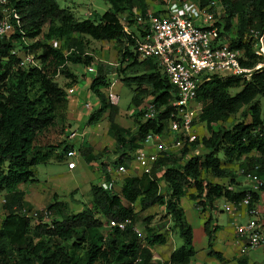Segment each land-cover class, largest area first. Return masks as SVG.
<instances>
[{"label":"trees","instance_id":"obj_1","mask_svg":"<svg viewBox=\"0 0 264 264\" xmlns=\"http://www.w3.org/2000/svg\"><path fill=\"white\" fill-rule=\"evenodd\" d=\"M6 1L20 24L8 38L0 39V193H3L0 264H156L151 261L150 248L165 245V235L152 231L145 217V234L141 242L132 231L139 214L152 207L163 209L181 240V245L171 251L165 262L189 264L196 252L192 247L191 227L180 207V199L186 190L190 191L187 198L192 207L208 212L202 224L206 256L223 262L221 255L212 250L218 227L211 223L210 212L219 199L237 203L248 194L250 203L257 200L258 192L248 188L234 189V174L228 167L242 159L237 164L239 171L264 178V137L259 135L264 127V110L256 100L264 99V68L253 72L248 80L211 76L198 85L195 99L201 109L191 125L204 123L208 137L185 139L178 155L162 154L151 166L149 174L124 177L117 193L113 190L116 176L111 178L103 172L102 183L89 186L88 206L68 214L65 203L53 199L42 209L48 213V218L42 220L38 213L37 223L33 225L31 218L22 213L23 210L30 211L25 209L24 193L16 188L19 184L36 182L35 167L48 163L52 149L37 147L36 141L44 132L57 126L56 112L67 101V95L56 85L54 78L58 75L66 80L72 78L67 64L94 68L88 89L98 105L88 115L86 125L97 124L105 115V133L113 141L117 155L112 162L115 168L128 167L132 153L142 148L146 135H159L163 139L167 134L173 135L167 132V123L174 114L170 103L175 100L176 93L154 59L137 60L133 52L130 36L139 31L135 14L143 16L147 12L143 0H136L138 11L134 15L132 0H106L108 9L104 13H94L83 20H76L67 8H60L54 0ZM191 1L204 6L210 0ZM215 1L224 13L220 35L225 37L230 48L243 51L241 65L251 68L261 60L253 54L251 44L262 37L264 48V0ZM124 11H127L124 19L127 28H131L129 35L118 19V14ZM232 22L233 36H229ZM244 35L247 41L242 43ZM83 38L113 42L121 61L128 62L120 83L130 91L128 108L133 110L136 121L133 130L115 122L117 107L108 105L99 93V88L108 87L111 78L105 79L107 68L99 62L92 65V57L84 51ZM23 40L31 42L24 45ZM55 42L60 46L52 45ZM13 49L34 55L38 67H19L18 57L11 54ZM69 50L72 52L64 55ZM236 88L239 90L235 94L228 93L229 89ZM147 99L156 113L152 119L142 121L138 108ZM242 108L247 109L248 123L238 122L226 129L211 130L212 125L224 122ZM174 136L181 138V135ZM67 143L64 142L58 156L63 158V154L72 149ZM196 147L206 152L186 157ZM77 152L88 165L92 160L91 148L80 146ZM248 161L252 167L246 170L244 163ZM202 173L225 180L226 185L210 183L201 177ZM110 181L111 188H103L102 185ZM159 183L164 185L163 193H160ZM101 219L108 225L113 224L104 238L97 234L102 226ZM117 224H124L123 230H119ZM236 264H245V261L241 258Z\"/></svg>","mask_w":264,"mask_h":264},{"label":"rangeland","instance_id":"obj_2","mask_svg":"<svg viewBox=\"0 0 264 264\" xmlns=\"http://www.w3.org/2000/svg\"><path fill=\"white\" fill-rule=\"evenodd\" d=\"M60 8H67L72 16L76 20H83L90 18L91 14L101 15L108 9L106 0H54ZM145 3V8L147 12L154 13L159 11L161 8L160 0H143ZM138 11V4L136 0H132V14L134 15ZM127 16V11L118 14V19L122 26L131 31V28H127V23L124 20ZM234 29V22L230 26V31ZM230 35L233 36L231 33ZM254 40V38H252ZM255 41V40H254ZM85 44V53L92 57V65L96 64L99 60L101 65L107 68L105 79L111 81L106 89H100L99 93L102 95L103 99L108 92L114 93L118 97L117 101V115L115 117V122L122 128L133 130L135 128V118L132 116L133 110L128 108V102L130 98V91L121 85L120 78L123 77V71L126 70L128 62H122L118 54V49L113 42H99L94 40H89L83 38ZM52 45L59 47L60 43L55 42ZM90 66V65H89ZM86 66L84 65H70L67 64L66 69L71 74L72 78L66 80L63 76H56L54 82L56 85L63 89V91L71 88L74 90L73 96L78 99L79 104L73 105V113L69 112L71 105L68 101L59 108L56 112L57 116V126L56 128L47 130L44 132L36 141V146L40 148L52 149L50 158L46 165H39L35 167V179L36 182L32 184H19L17 185V190L24 193L25 209L39 212L42 211L45 205L49 204L53 199L57 202L65 203V209L68 214H75L79 212L84 206H88L90 203L89 186L100 185L102 183V174L106 173V169L114 171L115 167L112 162L117 158L114 153L113 144L109 141L110 139L106 136V118L105 115L99 120L96 125L87 126L86 121L88 115L97 109L98 101L95 96L89 91L88 85L90 80L94 77V74H86ZM122 71V72H121ZM126 74V72H125ZM69 86L66 87L65 85ZM239 89H229L228 93L230 95L235 94ZM148 100V99H147ZM146 100V101H147ZM258 105L261 110H264V99L258 98ZM88 104L89 109H84L83 105ZM201 109V105L199 103ZM196 110V109H195ZM247 109L242 108L237 114L231 115L224 122H218L211 126V130L215 131L218 128L226 129L234 125L235 123L242 122L248 123L249 118L246 114ZM199 112L195 111L193 117L198 115ZM243 114H246L244 117ZM73 132L74 137L68 144H71L73 150L77 154V149L79 143L83 142L82 146L90 147L92 150L90 165L83 168V162L78 156L75 159V168L73 172H69L65 168V161L62 156H58L61 152L62 145L66 143V137L68 133ZM201 137H208L207 130L204 123H198L192 125L191 130L187 134L186 138L188 141L192 139H200ZM176 138L174 135L167 134L164 139ZM64 141V142H63ZM148 152L152 149H146ZM196 147L187 153L186 157L193 155H201L205 153ZM180 149L176 151L178 155ZM221 157V154H217ZM253 155H250L252 157ZM242 160V159H241ZM240 160V161H241ZM240 161L238 163H240ZM131 168L127 167V171L122 176H116L114 179V193H117L121 180L124 177L136 176L137 173L141 171L137 169L134 163L133 153H132ZM244 162V161H243ZM235 163L234 166L228 167L230 171L234 174L235 186L234 189H247L246 181L243 176L239 175V168ZM252 167V163H244V168L249 170ZM126 168V169H127ZM103 170V171H102ZM71 171V170H70ZM113 177V175H112ZM201 177L210 182L226 185L225 180H217L212 178L208 173H202ZM264 181V178H262ZM264 189V184L262 186ZM160 193H163V187L159 186ZM190 192L186 190L185 196L180 199V207L184 212L187 222L192 228L193 234V249L197 251L195 258L190 260L189 264H217L213 259L209 261L206 253H202L200 248L203 247L205 241H203L200 236L201 230L199 227L206 220L208 212H201L199 209H194L192 207V202L188 200L187 193ZM2 195L0 193V222L3 218V212L1 210ZM223 200L219 199L215 202V208L210 212L211 223L222 227H226L228 216L220 212ZM134 211H137V207L133 206ZM207 214V215H206ZM148 216V217H147ZM149 220L150 226H152V231L164 234L166 237V244L163 246H154L150 248L152 254H155L156 259L152 262L165 261V256L174 248H178L181 245V240L175 234L172 226L171 220L164 214L163 210H152L151 212L139 214L137 219L134 221L132 227L137 230L140 234L139 241L144 237V227L145 223L143 220ZM238 222H244L243 219H235ZM102 226L97 230L98 236L104 238L109 232L110 226L102 220ZM200 222V224H199ZM31 223L35 225V222L31 220ZM166 225L167 230L163 229ZM200 225V226H199ZM202 228V227H201ZM262 234L264 235V229H262ZM219 241L215 240L214 246L219 250ZM201 246V247H200ZM206 249V248H205ZM202 250V249H201ZM247 264H264V245L248 251L246 253ZM167 259V258H166Z\"/></svg>","mask_w":264,"mask_h":264},{"label":"built area","instance_id":"obj_3","mask_svg":"<svg viewBox=\"0 0 264 264\" xmlns=\"http://www.w3.org/2000/svg\"><path fill=\"white\" fill-rule=\"evenodd\" d=\"M162 1L161 8L157 12H146L143 16L135 14L134 21L139 31L134 35L135 37H130L133 39V52L137 60L154 59L161 74L175 90V100L170 103L174 114L168 120L167 132L176 136L181 135L182 139L177 137L166 140L159 135H146L142 148L133 152L135 166L143 174H149L151 166L162 154H176V151L183 146L186 139L183 137H186L192 128L193 113L195 111L200 113L199 103L195 99L198 85L206 82L211 76H233L248 80L253 72L264 68L262 37H258L251 44L253 54L261 60L251 68L241 65L244 61L243 51L230 48L225 37L220 35L224 13L215 0H210L204 6H199L191 0ZM6 4V0H0V39L8 38L14 27L19 28L20 24L17 14ZM124 32L129 35L125 28ZM231 33L232 30L229 36H232ZM246 37V35L242 37V43L247 41ZM30 42L23 40L24 45ZM71 52L72 50H69L64 55ZM11 54L18 57L19 67H38V62L32 54L15 49ZM85 71L90 74L94 72V68L87 66ZM65 94L67 98L70 97L73 89L68 88ZM105 101L110 106H116L118 97L108 92ZM83 108L89 109L88 104H84ZM138 111L142 113L140 117L142 121L152 119L156 113L150 99L145 101ZM259 132V135L264 137V127ZM73 137V132L68 133L66 141L69 143ZM148 148L152 151L148 152L146 150ZM76 158L77 154L72 149L63 154L67 170L75 168ZM125 173L126 170L122 166H117L114 171L106 169V174L111 178ZM239 175L243 176L250 185L251 192L260 191L264 184L262 177H257L253 173H244L240 170ZM102 186L110 189L111 181ZM220 212L226 214L232 221L233 243L237 247L238 258L264 244V235L259 227L258 210L254 203H250L248 194L237 203L223 201ZM22 213L35 223L38 213L42 220L48 218V213L45 211L23 210ZM237 218L245 220L241 223L235 220ZM109 226L113 224L110 223ZM116 226L119 230H123L124 224ZM132 231L137 237L140 236L137 230L132 229ZM156 264L168 263L160 261Z\"/></svg>","mask_w":264,"mask_h":264},{"label":"crops","instance_id":"obj_4","mask_svg":"<svg viewBox=\"0 0 264 264\" xmlns=\"http://www.w3.org/2000/svg\"><path fill=\"white\" fill-rule=\"evenodd\" d=\"M98 62H101V60H97ZM73 94H74V90H73ZM73 94L70 96V97H68L67 98V101L69 102V104L71 105V107L69 108V112L70 113H73V105H78L79 104V101H78V99L77 98H75L74 96H73ZM96 125V124H95ZM112 144H113V141L110 139L109 140ZM68 144V143H67ZM82 144H83V142H81V143H79V146H78V148L80 147V146H82ZM68 145H71V144H68ZM71 147H72V145H71ZM72 150H73V147H72ZM74 151V150H73ZM75 152V151H74ZM76 153V152H75ZM78 156L80 157V155H79V153L77 152V158H78ZM80 159H81V157H80ZM83 162V161H82ZM135 163V162H134ZM133 164V162H130L129 163V165H128V167L129 168H131V165ZM90 165V163L88 164V165H86L84 162H83V168L81 169V171L85 168V167H88ZM132 169V171L134 170V168H131ZM126 170V172L127 171H129L128 170V168L127 169H125ZM69 172H73L74 170H68ZM138 171H139V169H138ZM139 175V173H137L136 174V176H138ZM161 185V187H163V190H164V185L162 184V183H159L158 184V186H160ZM246 186H247V188L249 189V184L248 183H246ZM258 193H257V200L255 201V202H253L254 203V205L256 206V208H257V210H258V221H259V227H260V230L262 231V229H264V189L262 188L260 191H257ZM214 208H215V203H214ZM152 210H163L162 208H159V207H152V208H150V209H148V210H146L144 213H147V212H151ZM184 213V212H183ZM207 215V214H206ZM185 216V215H184ZM185 219H186V217H185ZM243 219V218H242ZM243 220H245V219H243ZM187 221V220H186ZM227 225H226V227H222V228H220L221 226H218V225H215V226H217L218 227V230H217V232L214 234V239H213V242H212V250L214 251V252H217V253H219L220 255H221V257H222V259H223V262H216L215 260V262L217 263V264H236V261L238 260V259H243L244 261H245V264H247V256H246V254L244 255V256H242L241 258H238L237 256H236V254H237V247H236V245L233 243V231H232V221L230 220V219H227ZM188 223V222H187ZM189 224V223H188ZM199 224H200V222H199ZM200 226V225H199ZM164 227H166V225L164 226ZM164 227H163V229H164ZM191 227V226H190ZM201 227H202V225H201ZM201 227H199V229L201 230V232H200V236L202 237V239H203V241H205V244L203 245V247H201L200 248V251L202 252V253H206V239H205V236H204V234H203V232H202V228ZM167 228V227H166ZM191 230H192V228H191ZM216 239H218V241H219V243H220V245H219V250L218 249H216V247L214 246V242H215V240ZM165 244H166V242H165ZM192 244H193V234H192ZM264 245V244H263ZM262 245V246H263ZM192 247H193V245H192ZM261 247V246H260ZM202 249V250H201ZM173 250V249H172ZM172 250H170V252L168 253V254H166V256L164 257L165 258V260H166V258L168 257V255L171 253V251ZM195 251V250H194ZM196 252V254H197V251H195ZM150 254H151V261H154V259H156V255L155 254H152V251L150 250ZM196 256V255H195ZM195 258V257H194ZM212 259H208V263H210L209 261H211Z\"/></svg>","mask_w":264,"mask_h":264}]
</instances>
